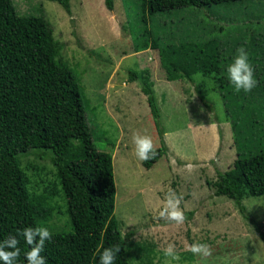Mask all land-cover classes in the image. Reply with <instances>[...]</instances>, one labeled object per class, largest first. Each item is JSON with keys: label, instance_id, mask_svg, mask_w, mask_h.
I'll return each instance as SVG.
<instances>
[{"label": "rangeland", "instance_id": "1", "mask_svg": "<svg viewBox=\"0 0 264 264\" xmlns=\"http://www.w3.org/2000/svg\"><path fill=\"white\" fill-rule=\"evenodd\" d=\"M113 1L109 11L105 0H70L68 13L51 1L13 0L20 14L43 12L81 88L94 144L112 154L114 217L123 236L133 232L129 263L264 264L258 231L264 233V196L242 201L248 221L232 201L214 196L207 184L236 160L234 130L223 99H245L256 111H264V0L187 7L155 16H169L166 38L183 19V25L205 34V40L214 38L223 52L238 44L251 54L246 56L252 63H244L240 55V62L223 73L229 75L228 94L220 93L212 76L168 81L157 51L135 52L132 46L127 26L130 14L135 16L136 0ZM244 64L246 70L241 69ZM130 70L140 79L143 71L150 75L168 149L150 169L142 165L144 151L160 148L159 134L140 82L128 81ZM20 164L34 185L53 179L49 158L31 153L21 157Z\"/></svg>", "mask_w": 264, "mask_h": 264}, {"label": "trees", "instance_id": "2", "mask_svg": "<svg viewBox=\"0 0 264 264\" xmlns=\"http://www.w3.org/2000/svg\"><path fill=\"white\" fill-rule=\"evenodd\" d=\"M45 1L71 12L70 0ZM247 1L254 0H136L127 26L132 46L135 52L157 51L168 81L212 76L220 93L228 94L229 75L223 73L240 62V55L244 63L251 62L246 56L251 54L236 44L224 50L231 52L226 55L214 38L205 40V34L183 25V19L166 38L169 16H155ZM105 4L113 10V0ZM63 47L43 12L20 14L13 0H0V264H130L133 232L123 236L114 217L113 157L94 144L81 88L62 56ZM128 74L129 82H140L159 134L160 148L144 151L142 165L150 169L168 150L159 108L148 72L141 79L132 70ZM198 98L211 112L205 96L199 93ZM223 104L234 130L236 160L207 184L214 196L232 201L251 221L242 201L264 196V111L245 99L224 98ZM31 153L51 160L52 180L33 184L20 164ZM258 231L264 243V233Z\"/></svg>", "mask_w": 264, "mask_h": 264}]
</instances>
